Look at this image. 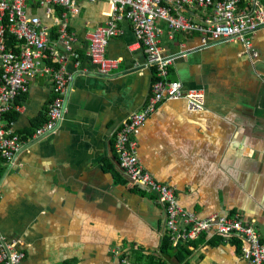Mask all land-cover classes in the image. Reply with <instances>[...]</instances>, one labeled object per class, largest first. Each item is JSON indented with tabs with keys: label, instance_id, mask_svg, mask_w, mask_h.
Returning <instances> with one entry per match:
<instances>
[{
	"label": "crops",
	"instance_id": "1",
	"mask_svg": "<svg viewBox=\"0 0 264 264\" xmlns=\"http://www.w3.org/2000/svg\"><path fill=\"white\" fill-rule=\"evenodd\" d=\"M80 9L70 15L77 58L67 64L72 80L57 130L35 140L55 98L50 77L17 101L16 120L6 118L26 144L13 164L0 157V233L18 244L23 264H248L241 243L211 235L199 236L183 262L162 254L166 213L152 191L127 181L114 149L123 124L149 103L153 71L125 20L106 53L119 68L100 75L88 49L110 8ZM28 12L45 19L33 4ZM158 28L164 55L174 59L168 78L204 92L206 110L192 112L185 99L158 105L138 138L145 168L199 219L240 214L264 239V29L255 58L240 42L176 34L165 22Z\"/></svg>",
	"mask_w": 264,
	"mask_h": 264
},
{
	"label": "built area",
	"instance_id": "2",
	"mask_svg": "<svg viewBox=\"0 0 264 264\" xmlns=\"http://www.w3.org/2000/svg\"><path fill=\"white\" fill-rule=\"evenodd\" d=\"M82 2L104 3L110 8V19L96 29L88 49L90 62L100 75L110 76L119 68V62L107 60L106 53L109 42L121 37L120 22L125 20L133 26L136 47L144 49L146 65L153 71L148 105L123 124L114 142L124 177L130 184L154 193L166 213V231L174 248L190 245L193 249L199 236H219L226 242L241 243L248 264H264V239L253 223L240 214L199 219L182 208L176 189L145 168L138 141L142 128L165 101L185 99L192 112L206 110L204 92L186 91L182 83L168 78L174 59L164 55L158 23L165 22L176 34H198L203 41L240 42L259 58L253 52L254 38L264 29V0H0V157L5 165L13 164L26 144L21 134L7 127L6 117L20 112L17 101L30 93L37 78L52 79L55 98L45 123L36 130L35 140L55 132L65 115L72 80L67 64L77 58L70 15L81 12ZM32 4L44 9L45 19L29 15ZM9 38L16 39L14 48H9ZM17 246L0 233V264L24 263L26 255ZM121 264L131 263L121 260Z\"/></svg>",
	"mask_w": 264,
	"mask_h": 264
},
{
	"label": "trees",
	"instance_id": "3",
	"mask_svg": "<svg viewBox=\"0 0 264 264\" xmlns=\"http://www.w3.org/2000/svg\"><path fill=\"white\" fill-rule=\"evenodd\" d=\"M16 44H17L16 43V39L9 38V45H8L9 48H14V46ZM6 118L10 122L14 121V120L17 119V114L15 113V111H13V112L9 113ZM3 163H4V161H3ZM4 172H5V166L4 165H0V179L4 175ZM161 251H162V254L170 257L171 260L178 261V262H183V261L187 260V258L192 253L191 249H190V245L189 246L188 245H183V246L181 245L178 248H174L173 245H172L171 238H170L169 235H167L164 238ZM154 264H168V263H165V262L157 263L156 262Z\"/></svg>",
	"mask_w": 264,
	"mask_h": 264
}]
</instances>
